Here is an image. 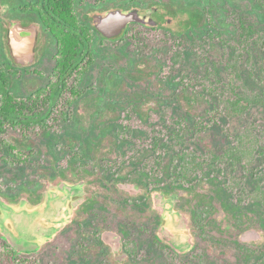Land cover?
<instances>
[{"label": "rangeland", "instance_id": "rangeland-1", "mask_svg": "<svg viewBox=\"0 0 264 264\" xmlns=\"http://www.w3.org/2000/svg\"><path fill=\"white\" fill-rule=\"evenodd\" d=\"M121 1L128 5L130 0ZM163 1L183 10L168 14L167 32L138 26L112 40L93 34V60L79 80L81 97L65 107L56 129L30 132L27 138L13 130L4 135L25 162H5L11 156L0 150L3 204L17 211L36 209L52 192L66 193L61 187L79 190L65 203L54 233L37 239L35 250L12 248L2 230L0 245L39 264H264V202L246 194L238 201L241 189L264 188V180L247 168L223 163L189 178L176 175L180 150L220 154L231 143L224 131L235 135L249 124L252 137L261 139L252 140L263 143V106H251L243 117H221L202 130L194 121L208 123L207 111L221 94L212 87L226 82L222 64L236 42V16L264 31V0ZM18 3L0 0V63L11 59L4 31ZM82 8L94 9L91 0ZM202 39L204 46H190L189 41ZM177 49L181 57L174 63ZM54 54L55 44L47 40L32 64L14 65L13 92L27 96L45 85ZM249 60V67H241L244 86L259 91L264 52L251 48ZM177 118L187 130L184 142L174 146ZM251 153L250 167L263 170L264 150L254 146ZM110 163L120 167L123 180L114 181L106 168ZM142 166L151 168L152 175L145 176ZM143 195L144 203L123 204L124 198L138 202ZM82 205L86 213L80 212ZM4 214L0 209L1 218ZM85 218L83 226L75 225ZM6 225L12 227L8 220ZM154 235L167 250L151 242ZM130 238L137 247L125 255L117 246Z\"/></svg>", "mask_w": 264, "mask_h": 264}, {"label": "trees", "instance_id": "trees-1", "mask_svg": "<svg viewBox=\"0 0 264 264\" xmlns=\"http://www.w3.org/2000/svg\"><path fill=\"white\" fill-rule=\"evenodd\" d=\"M56 4L57 12L61 13L64 10L63 6L67 7L69 1L56 0ZM174 10L169 4V13H176L177 10ZM71 12L72 25L66 28L55 26L52 33L56 38L54 66L45 85L34 88L27 96H18L12 90L16 68L10 61L0 63V150L7 151L11 156L10 159L4 158L5 162H25L24 154L5 140L4 135L9 130L16 131L20 138H27L30 132L56 129L60 124L57 123L59 116L65 112V107L81 97L79 80L93 60L92 31L89 27L78 25L77 15L72 10ZM61 16L65 18L66 14L63 13ZM235 22L236 42L231 45L230 58L225 59L222 64L227 73L226 82L212 87L221 94L217 96L216 106L207 111L208 123L194 121L200 130L211 124H218L221 117H243L251 106L264 107V64H259L258 67L256 83L261 88L259 91L245 87L241 73L242 65L245 68L250 65L251 48L264 52V31L256 28L243 15L236 16ZM179 41L181 39L176 42ZM189 42L194 49L196 46L205 45V39ZM172 56V61L178 62L181 49L174 51ZM174 123L171 139L176 146L184 142L187 126L181 118L175 119ZM250 128L249 124L245 125L235 135H229L224 131L231 143L220 154L210 150L199 154L190 149L180 150L178 153L180 163L176 175L178 178H189L223 163L247 168L255 179L264 180V166L261 171L250 167L253 158L252 148L257 146L258 149L264 150V138L261 137L263 143L254 142L252 139L255 137H252ZM262 135L264 136V132ZM255 139L261 141L260 137ZM241 191L243 196H239L238 201L243 200L246 194L249 200L259 198L264 202V188L261 186H257L252 192L245 189ZM19 254L10 245H0V264H39L36 259L22 257Z\"/></svg>", "mask_w": 264, "mask_h": 264}, {"label": "water", "instance_id": "water-1", "mask_svg": "<svg viewBox=\"0 0 264 264\" xmlns=\"http://www.w3.org/2000/svg\"><path fill=\"white\" fill-rule=\"evenodd\" d=\"M132 22L156 24L148 14L142 15L136 8L110 9L94 16V24L98 32L105 38L120 35L123 29ZM36 27H23L18 21H10L8 26V45L10 54L19 65L32 64L35 58ZM66 193L52 192L47 196L44 206L36 209L15 210L0 201V209L5 212L0 217V230L9 239L12 248L21 252H30L37 248V239L50 237L61 218L65 203L71 194L78 193L77 187L63 188ZM12 227L8 228L6 221ZM183 245V243H181ZM186 246V245H183Z\"/></svg>", "mask_w": 264, "mask_h": 264}, {"label": "flooded vegetation", "instance_id": "flooded-vegetation-1", "mask_svg": "<svg viewBox=\"0 0 264 264\" xmlns=\"http://www.w3.org/2000/svg\"><path fill=\"white\" fill-rule=\"evenodd\" d=\"M69 4L67 7H64L63 12L59 13L57 12V4L56 0H19L18 6L15 8H12L10 10L9 18H7V22L5 24V36H6V42H7V47L10 53L9 45H8V26L10 21H18L19 24L23 27H28L30 25H34L36 27V40H35V47H34V52H35V57L37 54V51L41 48H43L47 42V40H51L54 44L56 43V38L53 36L54 28L55 26H59L61 28H66L70 27L72 25L71 22V15L72 12H75V15H77L78 19V25L80 26H86L89 27L90 30L92 31V36L93 34H96L99 38H102L104 40H112L116 39V37L112 38H105L102 36L97 28L95 27L94 24V16L96 14H102L110 9H115V8H122V9H130V8H136L140 14H148V16L156 21V24L150 25V24H143L139 22H132L128 24L123 31L126 28H133V27H138V26H145L148 29H158L168 31V27L165 24H168L170 21V18L168 17L169 14V2H163L160 0V3L154 2L155 4H152L150 2H147L146 0H130L128 5H124L121 0H91V6L94 8L93 10L91 9H83L82 5L85 3L86 0H68ZM138 1V2H137ZM158 5V6H156ZM176 13H182L183 10L179 7L176 8ZM66 14L65 18L61 16V14ZM13 17V18H12ZM122 31V32H123ZM46 41L44 42V40ZM93 39V37H92ZM92 43V40H91ZM56 45V44H55ZM11 55V54H10ZM10 62L13 65H19L15 62V60L10 56ZM30 65V64H28ZM22 66V65H19ZM144 166V165H143ZM142 170L145 173V176H151V168L149 167H143ZM72 168V167H71ZM107 170L109 173L113 175L114 181L115 179L119 180L122 177H119L118 172H120V167H115L113 163L106 165ZM73 170V169H71ZM129 179V178H128ZM123 180V179H121ZM113 181V179H112ZM113 181V182H114ZM144 198V202L146 200V195L140 196L138 198V202L133 199L131 200L130 198H124L123 199V204L125 205L127 202L131 205H137L144 203L141 199ZM137 199V198H136ZM85 202V201H84ZM131 202V203H130ZM80 212L84 211L85 213L87 212V208L82 209L79 208ZM144 210V209H142ZM85 221H87V218L82 219L79 222H75V225L78 226H83ZM90 223V222H88ZM91 225V223H90ZM93 225V224H92ZM129 238V237H128ZM163 238H165L163 236ZM167 239V237L165 238ZM151 242L156 245L157 248H159L161 251H165L168 249L167 244L162 243L157 236H153L151 239ZM129 244V247L127 246ZM137 244L133 241L132 238L130 239H125L123 243H120V245L117 246V248H121L122 252L125 255H130L134 249H136Z\"/></svg>", "mask_w": 264, "mask_h": 264}]
</instances>
